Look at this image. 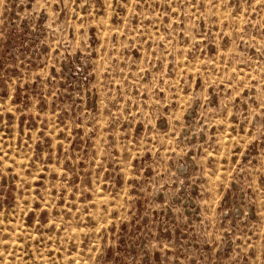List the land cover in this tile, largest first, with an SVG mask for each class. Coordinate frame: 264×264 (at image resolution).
<instances>
[{"label": "rangeland", "instance_id": "rangeland-1", "mask_svg": "<svg viewBox=\"0 0 264 264\" xmlns=\"http://www.w3.org/2000/svg\"><path fill=\"white\" fill-rule=\"evenodd\" d=\"M0 264H264V0H0Z\"/></svg>", "mask_w": 264, "mask_h": 264}, {"label": "built area", "instance_id": "built-area-1", "mask_svg": "<svg viewBox=\"0 0 264 264\" xmlns=\"http://www.w3.org/2000/svg\"><path fill=\"white\" fill-rule=\"evenodd\" d=\"M34 41L36 42L35 46H30V45H27L28 48H32V47H37V54L39 53V45H38V36L36 35L34 37Z\"/></svg>", "mask_w": 264, "mask_h": 264}]
</instances>
